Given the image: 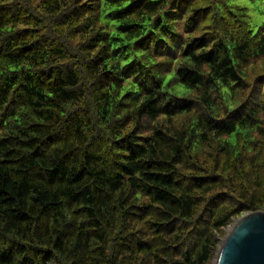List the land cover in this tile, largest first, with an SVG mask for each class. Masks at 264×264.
<instances>
[{
  "label": "trees",
  "instance_id": "trees-1",
  "mask_svg": "<svg viewBox=\"0 0 264 264\" xmlns=\"http://www.w3.org/2000/svg\"><path fill=\"white\" fill-rule=\"evenodd\" d=\"M257 59L230 0H0V264H209L264 210Z\"/></svg>",
  "mask_w": 264,
  "mask_h": 264
},
{
  "label": "water",
  "instance_id": "water-1",
  "mask_svg": "<svg viewBox=\"0 0 264 264\" xmlns=\"http://www.w3.org/2000/svg\"><path fill=\"white\" fill-rule=\"evenodd\" d=\"M213 264H264V211L247 213L234 223Z\"/></svg>",
  "mask_w": 264,
  "mask_h": 264
},
{
  "label": "rangeland",
  "instance_id": "rangeland-1",
  "mask_svg": "<svg viewBox=\"0 0 264 264\" xmlns=\"http://www.w3.org/2000/svg\"><path fill=\"white\" fill-rule=\"evenodd\" d=\"M230 1L235 2V3H239V4L246 7L250 27L253 31H255L257 29L258 25H260L264 21V14L262 13L264 1H261V0H230ZM248 74H249L250 79L255 78L259 74H260L261 78H264V60L257 59L255 61H253L250 65H248ZM259 211H264V210H259ZM244 215H245V213H242V214L235 216L234 219H232L229 224L222 227L221 229H219L216 232L218 242L216 244L215 254L212 257V259L210 260L209 264L214 263V258L217 254V250L221 244V241L229 233V231L233 227L234 223ZM51 264H55V263H51Z\"/></svg>",
  "mask_w": 264,
  "mask_h": 264
}]
</instances>
